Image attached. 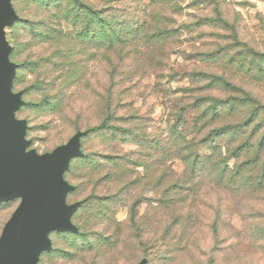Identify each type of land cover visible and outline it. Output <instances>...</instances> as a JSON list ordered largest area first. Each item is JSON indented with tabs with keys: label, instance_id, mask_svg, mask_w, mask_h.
Here are the masks:
<instances>
[{
	"label": "rangeland",
	"instance_id": "1",
	"mask_svg": "<svg viewBox=\"0 0 264 264\" xmlns=\"http://www.w3.org/2000/svg\"><path fill=\"white\" fill-rule=\"evenodd\" d=\"M13 4L30 148L88 130L39 264H264V0Z\"/></svg>",
	"mask_w": 264,
	"mask_h": 264
},
{
	"label": "water",
	"instance_id": "2",
	"mask_svg": "<svg viewBox=\"0 0 264 264\" xmlns=\"http://www.w3.org/2000/svg\"><path fill=\"white\" fill-rule=\"evenodd\" d=\"M14 0H0V202L20 199V204L0 236V264H39L51 251L52 232L79 231L73 216L82 201L68 202L75 185L65 178L71 161L84 155L78 130L52 151L30 148L28 121L17 116L25 103L23 92L14 91L18 64L10 55L6 28L19 20ZM143 258L137 264H147Z\"/></svg>",
	"mask_w": 264,
	"mask_h": 264
},
{
	"label": "trees",
	"instance_id": "3",
	"mask_svg": "<svg viewBox=\"0 0 264 264\" xmlns=\"http://www.w3.org/2000/svg\"><path fill=\"white\" fill-rule=\"evenodd\" d=\"M20 19V18H19ZM110 39H111V41H113L114 39H115V35H113V36H110ZM264 54V53H263ZM10 57H11V55H10ZM16 79V78H15ZM108 127H110V125H108V123H107V120H105L104 122H102L100 125H97V126H95L93 129H91V130H93V131H101V130H104V129H106V128H108ZM84 131H87V133H88V130H84ZM84 137V136H83ZM82 137V138H83ZM83 149V148H82ZM77 158V157H76ZM75 159V158H74ZM73 159V160H74ZM72 160V161H73ZM71 161V162H72ZM69 170V169H68ZM66 174V173H65ZM82 205V204H81ZM74 217V216H73ZM79 227V226H78ZM79 230H80V228H79ZM79 232V231H78Z\"/></svg>",
	"mask_w": 264,
	"mask_h": 264
}]
</instances>
